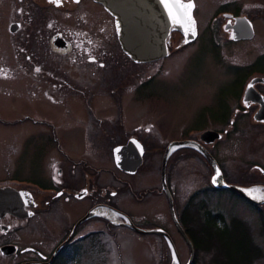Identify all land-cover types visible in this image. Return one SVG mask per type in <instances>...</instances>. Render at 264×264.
Returning a JSON list of instances; mask_svg holds the SVG:
<instances>
[{
  "label": "flooded vegetation",
  "instance_id": "flooded-vegetation-1",
  "mask_svg": "<svg viewBox=\"0 0 264 264\" xmlns=\"http://www.w3.org/2000/svg\"><path fill=\"white\" fill-rule=\"evenodd\" d=\"M18 1L22 3L16 10L18 16H21L24 8L29 10L26 15L31 13L29 18L33 16L32 13L38 15L44 12L45 7L50 11H57L54 14L57 17L61 11L74 12V16H69L70 22L74 24L68 26L71 29L52 27L53 25L50 27L53 22L46 23L49 14L44 12L46 14L43 15L47 18L44 26L38 29L31 27L32 29L21 37L20 48L19 39H14L12 49L24 52L25 46L33 47L35 40L38 43V40L42 39L40 46L36 47V54L47 53L49 57L50 53L55 57L54 60L44 57L34 60L33 52L24 58L11 57L22 67L31 66L30 72L36 73L34 80L40 78L38 81L41 84L49 83L47 79L50 71L45 67L55 65L58 56L64 63L67 62L68 67L72 66L75 78L71 86L73 95L67 96L72 99L63 102L67 105H64L63 112H60V119L67 117L71 121H57L49 112L45 117H40L39 114L35 117L28 116L29 121L40 125L45 132L50 129H58L60 132L59 137L54 136L51 139V147L57 151L60 159L47 163L44 159V180L22 175H0V264H64V254L79 249L83 242L102 233V229L97 230L99 223L108 230L116 226L128 227L138 235L149 234L139 231L157 230L145 229L141 225L146 222L147 217L151 220L148 211L151 208L156 209L162 197L165 198L170 213L169 198L162 185L164 158L165 184L175 214L177 194L174 182L178 162L184 160L190 163L191 170L195 164H200L201 171L205 173V188L196 191L195 195H189L185 201L183 209L187 211L189 227L193 228L195 222L202 225L208 219L207 204L202 200H198L196 204L193 202L197 200L199 192L205 196V192L218 194L227 191L258 211L264 209L263 201L260 205H253L236 192L216 189L211 184L214 169L207 158L210 156L214 160L213 165L216 164L226 184L241 187L247 193L249 190L264 189V146L260 144L264 142V67L251 69L240 81H229L235 85V89L227 93L220 91L223 94L221 112L217 117L207 115L209 122L205 127L157 128L149 117L154 107L145 106V99L140 95L146 83L145 77L139 75L137 79L138 74L129 76L128 67L123 64L115 68L116 75L111 78L108 74L114 69L101 75L99 67H103V64L96 66L94 63L100 52L97 51V44L102 45L97 38L98 33L103 37L104 34L107 36V32L103 31L102 18L111 19L110 14L100 4L93 0ZM98 9L101 17H98ZM218 12L223 22L231 24L235 18L244 16L240 8L237 11L222 9ZM252 27L255 37L253 23ZM28 29L29 26H26L24 21L15 20L9 26V33L17 35ZM219 29L221 28L218 26L212 27L209 33L216 31L220 39L223 37L226 41H231L229 34L224 33L221 36ZM32 33H35L37 38H27L25 41L28 34ZM177 33L172 30L167 39L168 55L172 50V39ZM197 37L196 31V38L192 43ZM180 41L181 47L191 44H184L183 37ZM124 55L128 64L129 60L131 61V66L145 65L135 63L125 53ZM11 57L3 60L8 61ZM50 61L52 65L49 64ZM59 84L57 80L56 83H50V86L45 85L47 88L43 89L42 97L49 99L51 94L57 93L65 97L67 91L57 89ZM100 84L104 88L107 87L100 91L105 93L104 97L109 98L107 102L102 101L107 103L105 108L95 100L98 90L87 88L90 85L98 88ZM72 102L77 105L71 110L68 103ZM146 119L148 123H145ZM206 133H213L215 138L212 139ZM148 145L158 148L154 150L153 155L145 158ZM92 146L94 147L90 148ZM118 147L124 148L122 161L125 169L118 167L115 162L114 150ZM231 156H234L233 159ZM96 157L101 162L100 168L95 167L92 162ZM146 161L149 162L148 165ZM102 162L109 163V167H104ZM145 166L151 169L146 171ZM152 174H158V182L153 181ZM115 183L120 186H115ZM118 197L122 206L130 210L128 216L118 214L119 205L113 201ZM100 211L117 213L120 215L118 223L114 224L97 214ZM197 214L200 222L196 220ZM172 222L175 225L173 218ZM150 223L152 224L151 221ZM193 230L191 229L190 233H193ZM184 233L193 245L192 237L185 231ZM157 236L165 240L162 235ZM182 238L184 239L183 236ZM184 241L188 245L185 239Z\"/></svg>",
  "mask_w": 264,
  "mask_h": 264
},
{
  "label": "rangeland",
  "instance_id": "rangeland-1",
  "mask_svg": "<svg viewBox=\"0 0 264 264\" xmlns=\"http://www.w3.org/2000/svg\"><path fill=\"white\" fill-rule=\"evenodd\" d=\"M192 1L194 3L193 17L198 34L196 41L181 47L179 45L182 35L177 33L172 39V50L169 55L157 61L144 63L145 65L131 66L130 60L128 64L126 61L127 57L120 49V44L116 37L114 18L111 15V19L102 18L104 22L102 24L103 31L107 32V36L104 34L103 37L102 34L97 32V38L102 45L98 46L97 44V51L100 50V52L95 57L94 63L96 66L103 64V67H99L101 68L99 70L101 75L104 72L107 74V71L114 69L108 74L112 78L116 75L115 68L124 64L128 67L129 76L138 74L137 79H139V75L144 76L146 83L142 87L140 95L145 99V106L154 107L149 117L157 128L205 127L209 122L207 115L217 117L221 112L223 94L220 91L227 93L235 89V85L233 86L229 81H232V79L240 81L251 69L264 67V0ZM19 6H22V3H19L18 0H0V175H22L44 180L42 171L44 159H46V163L60 159L57 151L51 147L52 137H59L60 132L58 129H50L49 132H45L40 125H35L29 121L28 116L35 117L39 114L40 117H45L47 112H49L57 121H71L67 117L60 119V112H63L64 105H67L63 102L72 99L71 96H67L73 95L71 86L74 83L75 73L71 69L72 66H69V68L67 62L64 63L60 59L61 57L58 56V61L55 65H52L50 61L49 64L52 67H45L50 71L47 79L49 83L43 82L41 84L38 81L40 78H37V81L34 80L36 73L30 72L32 70L31 66L22 67L14 59L24 58L33 52L34 55L32 57L34 60L37 57L54 60L55 57H52L50 53L49 57L46 55L47 53L44 54L40 50L42 55L36 54L38 50L36 47L40 46L43 40L39 39L38 43H36V40L35 43L32 40L35 45L33 47L25 46L24 52L12 49V44L14 39H19L18 45L20 48L22 46L21 37L25 36V33L32 29L31 27L38 29L44 26L43 23L46 22L47 18L43 14H49L46 23L53 22L50 27L53 25L52 27L71 29L68 26L74 23L70 22L69 16H74L75 13L61 11L58 12L59 17H57L54 16L57 11H50L43 7L46 13L40 12L38 15L32 13L33 16L28 18L31 13L26 15L29 10L25 8L21 16L16 14ZM238 8L241 9L244 15L242 17L255 26L256 35L253 37L254 39L240 41H232L230 39L231 41H226L223 37L220 39L216 31L209 33L212 27L218 26L221 28L219 32L223 36L225 33L223 28L227 23H231L223 22L218 11L222 9L237 11ZM98 17H101L100 9H98ZM20 19L24 21L26 26H29V29L23 30L17 35H11L9 33L10 24ZM27 38L36 39L37 35L35 33L28 34L25 41ZM10 57L12 59L8 61L3 60V58ZM34 60H31V62L33 63ZM59 70L61 72H56ZM29 72L31 75H29ZM149 79L151 80L149 81ZM57 80L60 83L57 89H65L67 91L65 97L57 93L56 95L51 94L49 99L43 98V89L47 88V85L50 86L52 82L56 83ZM87 88L98 90V97L95 100L105 108L107 103L103 102H107L109 98L104 97L105 93L100 91L107 89V87L104 88L100 84L98 88L92 85ZM76 105L73 102L68 103L71 110L75 109ZM148 122L146 119L145 123ZM51 124H53L52 120ZM260 144L264 146V142H260ZM157 148L158 146L148 145L146 149L149 153L147 152L145 158L153 155L154 150ZM233 157L231 156V159ZM155 159L157 160V158ZM92 162L95 167H101L99 166L101 162L97 160V157ZM148 164L149 162H147ZM102 165L109 167L107 162H102ZM177 166L178 170L176 171L174 182V189L177 194L175 217H178L176 220L178 219L177 222L180 225V217L184 214L183 208L185 207L186 199L188 200L189 195H193L196 191L205 188L206 178L205 173L200 169V164H195L193 170H191L189 169L190 163L181 160ZM234 166L235 163H233ZM145 167L146 171L151 169L148 166ZM146 176L151 177L149 174H146ZM152 178L156 183L159 176L158 174L157 176L152 174ZM115 186H120V184L115 183ZM197 195V200L193 202L196 204L198 200H202L204 204H207L206 211L209 215L219 214L226 224L232 219L241 220L245 224L253 246L260 251L259 256L252 261V264H264V209L259 212L227 191L218 194L205 192V196L199 192ZM113 201L119 205L118 213L122 216L129 215L130 210L122 206L119 197ZM160 201L161 203L156 209L151 208L148 211L150 212L148 215L151 220H148V217L145 216L147 217L146 222L141 227L165 230L170 242L157 236L156 233L138 235L133 233L128 227L119 226L108 230L99 223L97 230L102 229V233L83 242L79 249L64 254L66 256H62V258L64 257L63 263L187 264L190 257V249L172 222L165 198L162 197ZM189 214H191L190 211ZM119 216L115 213V218L112 221L114 224L118 223ZM196 220L200 222L198 214L196 215ZM150 221L152 224H149ZM194 225L193 228L196 229L199 223L195 222ZM213 251L209 250L208 253L200 251L195 264H213V259L216 257Z\"/></svg>",
  "mask_w": 264,
  "mask_h": 264
},
{
  "label": "water",
  "instance_id": "water-1",
  "mask_svg": "<svg viewBox=\"0 0 264 264\" xmlns=\"http://www.w3.org/2000/svg\"><path fill=\"white\" fill-rule=\"evenodd\" d=\"M93 1L100 4L105 9V11L114 18L115 31L120 47L122 51L135 63L144 64L167 57V39L172 30L177 31L182 35L184 44L192 43L196 38V31L195 37H193L191 32H189L186 38L183 27H181L180 25H173L170 22L165 9L160 3V0ZM191 2L194 5L192 0ZM193 11L194 7L191 9V18L194 21ZM195 25L196 24L194 21V29L196 27ZM223 30L225 33L229 34V38L232 41L251 40L254 35L252 23L243 17L235 18L234 23L232 25L226 24ZM206 134L207 136H211L212 139L215 138L213 133ZM123 150L124 148L118 147L114 150V154L117 166L125 169L126 167L124 165V162L122 161ZM168 153L169 149L167 150V154ZM207 158L211 161V166L214 169V175L212 177L211 184L216 189H225L236 192L253 205H260L262 204V201L264 203V199L259 201L256 198H251V196H249L247 191L243 188L226 184L216 164L213 165V163H215L214 160L210 156H207ZM165 162L166 158H164L162 165V185L169 198V209L171 217L173 218V221L179 233L188 242L190 248V257L187 264H192L194 259V248L192 243L185 235L184 230L180 227L176 220L175 213L171 204V199L165 184ZM132 228L136 230L134 227ZM139 232L160 234L168 242H170L167 233L161 229Z\"/></svg>",
  "mask_w": 264,
  "mask_h": 264
},
{
  "label": "trees",
  "instance_id": "trees-1",
  "mask_svg": "<svg viewBox=\"0 0 264 264\" xmlns=\"http://www.w3.org/2000/svg\"><path fill=\"white\" fill-rule=\"evenodd\" d=\"M185 212L186 210L180 219V225L193 239L195 250L193 264L197 262L200 251L208 253L209 250H214L217 258L214 257L213 264H252L259 256L260 251L253 246L248 230L241 220L232 219L226 224L219 214H208V219L202 225L199 223L193 230L187 224ZM191 229L193 233H190Z\"/></svg>",
  "mask_w": 264,
  "mask_h": 264
},
{
  "label": "snow or ice",
  "instance_id": "snow-or-ice-1",
  "mask_svg": "<svg viewBox=\"0 0 264 264\" xmlns=\"http://www.w3.org/2000/svg\"><path fill=\"white\" fill-rule=\"evenodd\" d=\"M50 2H53V0H50ZM54 2H58V0H54ZM160 3L165 9L170 22L173 25L183 27L186 38L189 32L195 37L194 21L191 18V9L194 5L191 0H160ZM249 194L253 195L254 198L264 199V189L249 190Z\"/></svg>",
  "mask_w": 264,
  "mask_h": 264
},
{
  "label": "bare ground",
  "instance_id": "bare-ground-1",
  "mask_svg": "<svg viewBox=\"0 0 264 264\" xmlns=\"http://www.w3.org/2000/svg\"><path fill=\"white\" fill-rule=\"evenodd\" d=\"M253 37H254V35H253ZM248 195L251 196V198H254L253 195H250L249 194V192H248ZM100 213H102V214H100L102 217L107 218L108 220L113 221L114 218H115V213H113V212H110V211H108V212L107 211H100Z\"/></svg>",
  "mask_w": 264,
  "mask_h": 264
}]
</instances>
